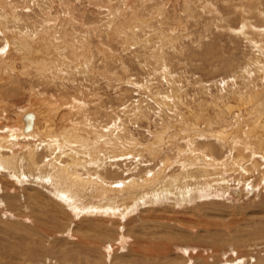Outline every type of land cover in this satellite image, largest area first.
<instances>
[{
	"label": "rangeland",
	"instance_id": "374dc122",
	"mask_svg": "<svg viewBox=\"0 0 264 264\" xmlns=\"http://www.w3.org/2000/svg\"><path fill=\"white\" fill-rule=\"evenodd\" d=\"M263 47L264 0H0V264H27L35 250L48 259L28 264H61L59 250L142 264L154 249L165 260L145 264L263 262L264 159L251 137L264 133ZM23 118L37 120L29 139ZM214 181L228 187L170 201L179 185ZM68 201L130 210L121 229L72 215Z\"/></svg>",
	"mask_w": 264,
	"mask_h": 264
},
{
	"label": "bare ground",
	"instance_id": "6f19581e",
	"mask_svg": "<svg viewBox=\"0 0 264 264\" xmlns=\"http://www.w3.org/2000/svg\"><path fill=\"white\" fill-rule=\"evenodd\" d=\"M130 10V9H129ZM117 16V15H116ZM143 23V22H142ZM48 28V27H47ZM6 31V30H5ZM13 37V36H12ZM63 37V36H62ZM26 38V37H25ZM30 38V37H29ZM13 39V38H12ZM15 42V41H14ZM38 42V41H37ZM18 43V42H17ZM12 44V43H11ZM13 44H15V43H13ZM22 44V43H21ZM23 45V44H22ZM25 46V45H24ZM24 46H23V48H24ZM28 46V48L29 47H31V45L29 46V45H27ZM264 48V47H263ZM21 49V48H20ZM29 50H32V48L31 49H29ZM29 50H27V51H29ZM264 51V50H263ZM260 57V56H259ZM262 60H260L259 62H261ZM258 62V61H257ZM258 62V63H259ZM254 63H256V62H254ZM259 67H256V69H258ZM260 69V68H259ZM260 72H262V71H260ZM40 78H42L41 76H40ZM44 78H42L41 80H43ZM41 80H38L37 81V83L39 82V81H41ZM44 82V81H43ZM261 101V100H260ZM33 103V102H32ZM1 109V108H0ZM49 109V108H48ZM28 112V111H27ZM45 113V112H44ZM44 113H42V114H44ZM34 114V113H33ZM38 114V113H37ZM40 114V113H39ZM38 114V115H39ZM29 115V114H28ZM36 116V115H35ZM24 117V116H23ZM36 117H38V116H36ZM35 117V118H36ZM39 118V117H38ZM44 118H46V117H44ZM32 119H33V117H32ZM23 120H24V124L25 125H27V128L25 129L26 131V133L27 132H29V129L30 128H35L36 126L34 125V123H36V121L32 124V121L33 120H31V118H27V120L26 119H24L23 118ZM20 122V121H19ZM23 123V122H22ZM23 124V125H24ZM77 124V123H76ZM21 125V124H20ZM32 125H34L35 127H32ZM78 126H79V124H77ZM76 126V125H75ZM90 126V125H89ZM88 126V127H89ZM254 126V125H253ZM25 127V126H24ZM24 127H23V129H21V134L22 135H20V137L21 138H24V139H29L30 138V134L31 133H29V134H25V132H23L24 131ZM83 127V126H82ZM82 127H81V129H82ZM91 127V126H90ZM89 127V128H90ZM77 128V127H76ZM49 129H50V127H49ZM23 130V131H22ZM33 130V129H32ZM84 130V129H83ZM255 130V129H254ZM15 131V130H14ZM80 131V130H79ZM41 132V131H40ZM84 132V131H83ZM52 133L53 132H49V134H51L52 135ZM86 133V132H85ZM44 134V133H43ZM74 134V133H73ZM97 134V133H96ZM95 134V135H96ZM107 134V133H106ZM14 136V135H13ZM37 136V135H36ZM104 136H105V134H104ZM48 137V136H47ZM49 137H51L50 135H49ZM82 137V136H81ZM100 137V136H99ZM98 137V138H99ZM229 137V136H228ZM252 138L254 137V139H253V143L254 142H256L257 144H258V146H259V150H260V155L262 156V158L264 159V133H261V134H255L254 136H251ZM250 137V138H251ZM52 138V137H51ZM71 138V137H70ZM76 138H79V136L78 137H76ZM85 138V137H84ZM95 138V137H94ZM118 138V137H117ZM14 139V138H13ZM80 140V139H79ZM89 140V139H88ZM48 141V140H47ZM46 141V142H47ZM53 141V140H52ZM57 141V140H56ZM74 141V140H73ZM90 141V140H89ZM116 141V140H115ZM61 142V141H60ZM82 142V141H81ZM100 142V141H99ZM9 143V142H8ZM39 143V142H38ZM56 143V142H55ZM70 143V142H69ZM101 143V142H100ZM61 144H62V142H61ZM59 145L56 149H57V151H56V153L59 151V149L61 148V146L62 145H65V144H62V145ZM97 144V143H96ZM42 145H44V144H42ZM109 145V144H108ZM66 146V145H65ZM71 146V145H70ZM83 146H85V145H83ZM87 146V145H86ZM95 146V145H94ZM110 146V145H109ZM45 147V146H44ZM47 147V146H46ZM72 147V146H71ZM97 147V146H96ZM1 148V147H0ZM22 148V147H21ZM37 148V147H36ZM35 148V149H36ZM54 148V150H56ZM73 148V147H72ZM82 148V147H81ZM99 148V147H98ZM103 148V147H102ZM112 148V147H111ZM241 148V147H240ZM100 149V148H99ZM119 149V148H118ZM16 150V149H15ZM243 149H241V151H242ZM29 151H31V150H29ZM41 151V150H40ZM244 151V150H243ZM35 152V151H34ZM63 152V151H62ZM10 153V152H9ZM13 152H11V154H12ZM33 153V152H32ZM55 153V154H56ZM116 153V152H115ZM29 153H27V155H28ZM64 154V153H63ZM95 154V153H94ZM239 154V153H238ZM13 155V154H12ZM23 155V154H22ZM26 155V154H25ZM77 155V154H76ZM114 156V155H113ZM238 156H241V155H238ZM44 157V156H43ZM55 157V158H54ZM54 157L53 158H51V160H52V164H56L58 161H60V159L62 158V156L61 155H58L57 156V158H56V156L54 155ZM67 157V156H66ZM70 157V156H69ZM242 157V156H241ZM7 158V157H6ZM21 158V157H20ZM33 158V157H32ZM46 158V157H45ZM38 159V158H37ZM46 159H49V158H46ZM59 159V160H58ZM72 159V158H71ZM77 159V158H76ZM97 159V158H96ZM239 159V158H238ZM242 159V158H241ZM246 159V158H245ZM50 160V159H49ZM49 160H46V161H49ZM50 160V161H51ZM17 161V160H16ZM23 161V160H22ZM76 161H78V160H76ZM94 161H96V160H94ZM193 161V160H192ZM241 161V160H240ZM67 162H71L70 160L69 161H67ZM31 163H33V162H31ZM47 163V162H46ZM62 163V162H61ZM73 163V162H72ZM75 163V162H74ZM81 163V162H80ZM257 163V162H256ZM17 164V163H16ZM40 164V163H39ZM64 164H66V162L64 163ZM83 164V163H82ZM90 164H91V161H90ZM99 164L100 165H102L101 164V162H99ZM33 165V164H32ZM34 165H36V164H34ZM43 165V164H42ZM47 165H48V163H47ZM58 165V164H57ZM69 165H71V164H69ZM89 165V164H88ZM40 166V165H39ZM58 166H63V165H58ZM96 166V165H95ZM237 166V165H236ZM258 166V165H257ZM49 167V166H48ZM85 167V166H84ZM238 167V166H237ZM259 167V166H258ZM36 168V167H35ZM40 168V167H39ZM102 168V167H101ZM37 169V168H36ZM41 169V168H40ZM43 169V168H42ZM75 169V168H74ZM82 169V168H81ZM91 169V168H90ZM3 170V169H2ZM8 170V169H7ZM25 170V169H24ZM33 170V169H32ZM45 170V169H44ZM55 170V169H54ZM58 170L59 171H62L61 169H59L58 168ZM65 169L63 168V171H64ZM68 170V169H67ZM70 170V169H69ZM103 170V169H102ZM1 171V170H0ZM36 171V170H35ZM59 171H56V172H59ZM71 171V170H70ZM75 171V170H74ZM260 171H262V170H260ZM260 171L258 170V171H256L257 173H258V175L259 174H261L260 173ZM29 172V171H28ZM41 173H42V171H40ZM39 172V173H40ZM44 172V171H43ZM51 173H52V171H50ZM76 172V171H75ZM90 171H88V173H89ZM102 172V171H101ZM264 172V171H263ZM8 173H9V170H8ZM18 173V172H17ZM34 173V172H33ZM38 173V172H37ZM103 173V172H102ZM111 173V172H110ZM2 174V173H1ZM16 174V173H15ZM35 174V173H34ZM47 173H46V171L43 173V175L42 176H44V175H46ZM65 175H67L66 173H64ZM76 174V173H75ZM188 174V173H187ZM190 174V173H189ZM18 175H19V173H18ZM54 175V174H53ZM60 175V174H59ZM102 175H104V174H102ZM29 176V175H28ZM31 176V175H30ZM51 176V175H50ZM62 177H64L63 175H61ZM73 176V175H72ZM72 176H70L69 175V177H72ZM191 176V175H190ZM262 178H264V176H263V174L262 175H260ZM19 177V176H18ZM33 177V176H32ZM45 177V176H44ZM78 177H80V176H78ZM97 177V176H96ZM20 178V177H19ZM40 178V177H39ZM66 178L67 177H65L64 179L66 180ZM74 178L75 177H73L72 179L74 180ZM104 178V177H103ZM110 178V177H109ZM191 178V177H190ZM70 179V178H69ZM16 180H17V177H16ZM34 180V179H33ZM41 180V179H40ZM51 180H52V178H51ZM54 180V179H53ZM85 179H83V181H84ZM264 180V179H263ZM19 181V180H18ZM26 181H28V180H26ZM45 181V180H44ZM70 181V180H69ZM69 181H68V183H69ZM82 181V179H81V182H83ZM103 181V180H102ZM38 181H36L35 180V183H37ZM63 182V181H62ZM75 182H77V181H75ZM124 182V181H123ZM151 182V181H150ZM187 182V181H186ZM53 183V182H52ZM59 183V182H58ZM84 183V182H83ZM102 183V182H101ZM105 183V182H104ZM120 183V182H119ZM30 184H31V182H30ZM39 183H37L36 185H38ZM57 184V183H56ZM74 184V183H73ZM76 184V183H75ZM105 184H107V183H105ZM123 184V183H122ZM131 184V183H130ZM187 184V183H186ZM222 184H224V186L223 187H228V183H219L218 181H214L211 185L209 184V183H205L204 185H202V184H199V186L201 185V189H193L192 191H190V190H188V188H187V185H183V186H181V185H179L180 186V188H179V190H181L182 191V195H180V194H178V193H174V194H176V196H174L173 198H171L170 199V201L173 203V205L174 206H176L175 205V203H177V205H178V207H181L184 203H193V202H195V200L196 199H198V198H202L203 196H206L207 195V193L209 192V191H212V190H217V192H219V190L218 189H224V188H219L218 186H220L221 187V185ZM20 185H22V184H20ZM51 185V187L53 186L52 184H50ZM72 185V183H70V186ZM108 185V184H107ZM190 184H188V186H189ZM193 185V184H192ZM262 185H264V182L262 181ZM42 186V185H41ZM61 186V185H60ZM73 186V185H72ZM110 186H112V185H110ZM128 186H130V185H128ZM176 186V185H175ZM191 186V185H190ZM190 186H189V188H190ZM44 187V186H43ZM79 187H80V184H79ZM133 187V186H132ZM160 187V186H159ZM174 187V186H173ZM178 187V186H177ZM193 187V186H192ZM6 188H8V187H6ZM42 188V187H41ZM46 188V187H45ZM77 188V187H76ZM84 188V186H82V188L81 189H83ZM167 188H168V186L166 187V190H167ZM171 188L172 187H170V189L168 190V193L170 194L171 192H175V190L174 189H172L171 190ZM175 188V187H174ZM9 189V188H8ZM74 189V188H73ZM77 189H79V188H77ZM129 189V188H128ZM160 189V188H159ZM162 189V188H161ZM11 190V189H10ZM50 190V189H49ZM70 190H72V189H70ZM76 190V189H75ZM85 189H83V191H84ZM132 190H134V189H132ZM171 190V191H170ZM48 191V190H47ZM51 191V190H50ZM128 191V190H127ZM223 191V190H222ZM59 192V191H58ZM63 192V191H62ZM67 192V191H66ZM74 193H75V191H73ZM78 192H80V190H78ZM188 192V193H187ZM224 192V191H223ZM222 192V193H223ZM64 193V192H63ZM68 193V192H67ZM71 193V192H70ZM158 193V192H157ZM50 194H52V192L50 193ZM55 196H57L58 195V193H57V191H54V193H53ZM77 194H79L80 195V193H77ZM99 194H100V192H99ZM161 194V193H160ZM7 195H10V194H7ZM16 195V194H15ZM31 195H33V194H31ZM66 195V194H65ZM67 195H69V194H67ZM66 195V196H67ZM132 195V194H131ZM167 194L166 193H163L162 195H159V196H157L156 197V199H159V198H164V196H166ZM173 195V194H172ZM84 196V195H83ZM110 196V195H109ZM140 196V195H139ZM72 197V196H71ZM78 197V196H77ZM81 197H82V195H81ZM80 197V198H81ZM106 197V196H105ZM134 197V196H133ZM56 198H58V197H56ZM62 198V197H61ZM66 198V197H65ZM75 198H76V196H75ZM79 198V199H80ZM129 198V197H128ZM166 198V197H165ZM6 199V198H5ZM19 199V198H18ZM59 199V198H58ZM85 199V198H84ZM143 199V198H142ZM141 199V200H142ZM169 199V198H168ZM27 200H29L28 198H27ZM54 200V199H53ZM61 199H59L58 201L59 202H61V201H63L64 202V200H61ZM74 200H76V199H74ZM82 200V199H81ZM137 200V199H136ZM140 200V201H141ZM155 200V199H154ZM204 200V199H203ZM19 201V200H18ZM39 201H40V199H39ZM130 201H131V199H130ZM133 201V200H132ZM2 202H3V200H2ZM6 202V201H5ZM62 202V203H63ZM121 202V201H120ZM137 202V201H136ZM150 202V201H149ZM171 202H169L170 204H171ZM26 203V202H25ZM108 203V202H107ZM107 203H101V204H99V207L97 206V209H96V207H94L93 209H89L90 207H88V208H86L85 206H83L81 203V205L78 203V202H74V201H68V203H65V206H66V208L70 211V213H72V215H75V214H77V213H81L80 215L82 216V215H84L85 216V214H87V215H89V214H91V213H97V214H99V215H104V216H106L108 219H109V221H107V219L105 220V221H107V222H110V223H116V222H119V221H117V219H116V217H119L120 219H118V220H123L124 221V218L127 216V213H128V211L130 210V208L129 209H127L126 207H125V205L123 204V207H122V210L121 209H119V208H110V207H108V205H106ZM138 203H139V200H138ZM15 204V203H14ZM27 204V203H26ZM64 204V203H63ZM86 204V203H85ZM140 204V203H139ZM24 205V204H23ZM128 205V204H127ZM132 205H134V204H132ZM131 205V206H132ZM172 205V204H171ZM9 206H11V205H9ZM15 206V205H14ZM93 206V205H92ZM151 206V205H150ZM40 207V206H39ZM177 207V206H176ZM9 208H11V207H9ZM17 208V207H16ZM136 208H138V206L136 207V206H134V209L136 210ZM51 209H53L52 207L51 208H49L47 211H46V219L47 220H52V222L53 221H55V219H56V217H57V212H55V210H51ZM176 209V208H175ZM119 211V213L120 214H118V213H116V212H118ZM11 212V211H10ZM131 212H133L132 210H131ZM8 213V215L10 216V214H9V212H5V214H7ZM135 213H136V211H135ZM138 213V212H137ZM184 214V213H183ZM186 214V213H185ZM79 215V214H78ZM90 216V215H89ZM17 217H23V216H21V215H19L18 214V216ZM16 217V218H17ZM71 217V216H70ZM103 217V216H102ZM164 217V216H163ZM163 217H161V219L163 218ZM168 217V216H167ZM178 217V216H177ZM12 218L14 219L15 218V216H14V214H12ZM105 218V217H104ZM169 218V217H168ZM198 218V217H197ZM202 218V217H201ZM114 219V220H113ZM164 219V218H163ZM177 219V218H176ZM43 220V219H42ZM166 220H168V219H166ZM170 220H171V218H170ZM182 220V219H181ZM184 220V219H183ZM190 220V219H189ZM188 220V221H189ZM195 220V219H194ZM194 220L192 219V221L194 222ZM199 220V219H198ZM20 222H23V221H25L24 220V217H23V219H21V220H19ZM33 221V220H32ZM44 221V220H43ZM173 221H175L174 219H173ZM122 222V221H121ZM125 222V221H124ZM123 222V223H124ZM183 222H186V221H183ZM191 222V221H190ZM189 222V224H190V226H192L191 225V223ZM192 222V223H193ZM206 222H208V221H206ZM34 223H35V225H36V227L38 226V219L36 218V220L34 221ZM196 223V222H195ZM119 225V227L121 228L122 227V225L120 224V222L118 223ZM179 224V223H178ZM72 225V224H71ZM115 225H117V224H115ZM181 225V224H180ZM187 225V224H186ZM207 225V224H206ZM211 225V224H210ZM15 226V225H14ZM43 226V225H42ZM42 226L41 227H38V228H40L41 230H42ZM205 226V225H204ZM198 227V226H197ZM123 228V227H122ZM121 228V229H122ZM211 228V227H210ZM192 230L193 229H195L194 228V226L191 228ZM259 230V229H258ZM46 233V235L47 236H51L52 234H51V232L50 231H46V230H44ZM68 231H70V229L68 230ZM195 231V230H194ZM123 232V231H122ZM121 232V233H122ZM193 232V231H192ZM259 232V231H258ZM147 233V232H146ZM197 234V233H196ZM259 234H261V232L259 233ZM120 235V234H119ZM82 236H84L85 237V235H82ZM254 236H256V233H255V235H254V233L252 234V237H251V240L254 238ZM263 236V235H262ZM261 236V237H262ZM76 237H78V236H76ZM83 237V238H84ZM87 237V236H86ZM263 238V237H262ZM3 239V238H2ZM17 239V238H16ZM81 239V238H80ZM86 239H88V238H86ZM126 239L127 238H125V237H120V240H121V244H123V246L124 245H126ZM1 240V239H0ZM79 240V239H78ZM258 241L259 242V240H262V239H255V241ZM2 241V240H1ZM0 241V245L1 244H3L4 242H1ZM81 241H83V240H81ZM80 241V242H81ZM9 242H11V243H14V241L12 242V241H9ZM84 242H85V240H84ZM87 242H93V244H95L96 242H98L96 239H92V238H89L88 240H87ZM242 242H244V243H246L245 241H240V242H236L237 243V246H239V244L241 243L242 244ZM261 242H264L263 240L262 241H260V243ZM7 244V243H6ZM84 244V243H83ZM221 244V243H220ZM5 245V244H4ZM86 245V244H85ZM263 245H264V243H263ZM14 247H15V245H13ZM18 246V245H17ZM78 246H80V245H78ZM90 246H93V245H91L90 244ZM105 246V245H104ZM119 246L121 247V245L119 244ZM189 245H187V247H188ZM5 247V246H4ZM8 247V246H7ZM81 247V246H80ZM86 247V246H85ZM214 247H217V248H219V244H215L214 245ZM223 247V246H222ZM11 248V247H10ZM10 248H8L7 250H6V252H8V251H10ZM108 248V247H107ZM149 248V247H148ZM16 249V248H15ZM18 249V248H17ZM16 249V252L18 253L19 251ZM19 249H20V247H19ZM89 249V248H88ZM109 249V248H108ZM107 249V252L109 251ZM4 250V249H3ZM187 250V249H186ZM86 251H88L87 250V248H86ZM143 251V250H142ZM170 251V250H169ZM47 252H49L48 250L47 251H45V252H43V251H41V250H35V251H33L31 254H30V256L29 257H27V260H29L30 262H33V261H39L40 260V258H45V259H48V256L47 255H45V254H48ZM60 254H59V259H56V261L57 262H60L61 264H65V262H67V263H71V262H75L76 264H77V262H80V264H87L86 262H84L83 260H81L82 258L79 256V255H77V253L76 252H72V253H70V254H66L64 251H61V250H59L58 251ZM106 252V253H107ZM167 252V251H166ZM165 252V253H166ZM183 252H184V250H183ZM263 252H264V250H263ZM54 253V252H53ZM99 253V252H98ZM55 255H56V253H54ZM108 254H109V252H108ZM229 254V253H228ZM9 255V253L7 254V253H3L2 254V258H4V259H6V257ZM11 255V254H10ZM9 255V256H10ZM21 255H22V252H21ZM54 255V256H55ZM58 255V254H57ZM162 253L161 252H159L158 250H150V251H146V252H144V253H141L140 254V258H142L143 259V261L142 260H138V261H142L141 263L142 264H145L144 263V259L145 260H147V261H145V262H148V261H150V260H156L157 261V259L159 258V256H161L162 257ZM225 255V254H224ZM223 255V256H224ZM230 255V254H229ZM241 255V254H240ZM8 256V257H9ZM46 256H47V258H46ZM108 256V255H107ZM110 256V255H109ZM164 256V255H163ZM166 256V255H165ZM236 256V255H235ZM242 256V255H241ZM248 256V255H247ZM18 258H20L21 256H17ZM67 257V259H69V260H66L65 258ZM131 257H132V255H131ZM189 257V256H188ZM230 257V256H229ZM238 257H239V255H238ZM243 257V256H242ZM10 258V257H9ZM163 258L164 257H162V259L161 260H163ZM231 258V257H230ZM245 258V257H244ZM249 258V257H248ZM23 259H25V258H23ZM88 259V258H87ZM86 258L84 259V260H87ZM188 259V258H187ZM260 259H262V258H260ZM164 260H165V258H164ZM236 260H238V259H236ZM25 261H26V259H25ZM29 261H28V263H29ZM91 261H92V259H91ZM167 261V260H166ZM187 261V260H186ZM21 262V261H20ZM19 262V263H20ZM93 262V261H92ZM95 262V261H94ZM136 261H133V264L135 263ZM192 262V261H191ZM240 262H241V260H240ZM23 263H25V262H23ZM22 263V264H23ZM27 263V264H28ZM34 263H36V262H34ZM33 263V264H34ZM245 263V262H244ZM248 263V262H247ZM21 264V263H20ZM32 264V263H31ZM93 264H95V263H93ZM159 264V263H158ZM203 264V263H202ZM224 264V263H223ZM229 264V263H228ZM235 264V263H234ZM258 264H264V260H263V262L261 261L260 263H258Z\"/></svg>",
	"mask_w": 264,
	"mask_h": 264
},
{
	"label": "water",
	"instance_id": "95a60500",
	"mask_svg": "<svg viewBox=\"0 0 264 264\" xmlns=\"http://www.w3.org/2000/svg\"><path fill=\"white\" fill-rule=\"evenodd\" d=\"M27 128V125H25V127H24V131H26L25 129Z\"/></svg>",
	"mask_w": 264,
	"mask_h": 264
}]
</instances>
